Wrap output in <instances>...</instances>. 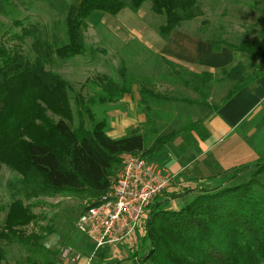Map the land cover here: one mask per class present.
Listing matches in <instances>:
<instances>
[{"label": "trees", "instance_id": "trees-1", "mask_svg": "<svg viewBox=\"0 0 264 264\" xmlns=\"http://www.w3.org/2000/svg\"><path fill=\"white\" fill-rule=\"evenodd\" d=\"M146 2L165 17L160 28L163 37L203 13L201 0H78L67 12L66 41L58 35L48 39L45 28L35 25L23 28L33 40V56L0 42V162L16 174L8 183L13 202L0 227V264H9L5 243L31 248L35 243L31 240L38 239L25 231L37 221L27 202L81 195L93 198L92 203L117 176L121 155L134 153L153 160L179 138L174 131L148 147L140 132L110 136L107 122L98 120L92 108L132 95L135 84L126 74L121 81L108 80L103 92L82 102L69 81L48 69L56 59L67 63L87 53L85 27L92 15H117L128 7L139 11ZM12 5V0H0V16L10 14ZM2 29L0 23V33ZM223 44L241 56L235 67L223 73L225 81L235 82L226 97L229 101L261 78L264 40ZM257 61L263 66L252 74L249 66L255 67ZM212 76L203 75L197 85L202 104L209 108H213L207 95ZM234 169L215 179L213 187L187 189L183 195H191L189 200L183 197L185 202L176 208L171 200L157 198L148 213V252L134 264H264V159ZM30 264H59V259L31 258Z\"/></svg>", "mask_w": 264, "mask_h": 264}, {"label": "rangeland", "instance_id": "rangeland-1", "mask_svg": "<svg viewBox=\"0 0 264 264\" xmlns=\"http://www.w3.org/2000/svg\"><path fill=\"white\" fill-rule=\"evenodd\" d=\"M77 1L12 0L10 14L0 16L3 28L0 42L33 56V40L24 35L23 28L35 25L45 28L48 39L53 40L58 35L66 41L67 12ZM201 6L203 13L200 17L185 23L183 30L179 29L169 37L160 34L165 17L153 11L151 2H146L139 11L128 7L117 15L96 13L90 17L85 27L87 53L67 63L56 59L48 67L71 83L75 97L82 102L103 92L102 85L108 80L121 81L124 74L133 79L135 88L132 95H127L117 103L98 104L92 111L96 113L98 120L107 122L110 136L119 138L134 131L140 132L145 135L148 147L158 137L177 131L179 138L168 144L152 160L177 173L179 171L174 186L162 196L171 200L172 208L185 202L183 197L187 196L186 199L189 200L191 195H183L187 189L199 191L204 186L213 187L215 179L235 171L225 170L220 164L212 162L211 158L214 157L211 153L204 158L198 148L197 134L202 133L200 137L211 138L212 142L219 143L215 152L224 155V164L239 162L235 159L237 154L254 157L248 153V148L245 149L232 140L235 134L229 138H224L218 132L206 135L209 120L205 118L219 113V107L226 102V97L235 84L225 81L227 77L223 73L241 60V56L236 54L234 61L221 63L223 68L219 66L220 61L215 60L220 57L213 60L208 55L228 48L223 42L235 46L244 40H264V0H201ZM178 41L184 42L194 52H183L184 45ZM200 42L204 43L201 48L198 46ZM262 66L257 61L255 67L249 66L250 73L258 71ZM209 71L216 75L213 80L215 82L209 85L212 94H207L213 108L202 105L203 97L197 88L202 75L209 74ZM143 89L149 90L152 95L149 92L144 94ZM260 146L256 150L263 153L264 143ZM251 160L257 162L256 159ZM15 176L14 172L0 162V227L13 202L8 183ZM242 177L245 181L249 178L245 175ZM92 199L81 195H59L27 202L37 216V221L30 223L25 231L27 235L37 234L38 239L31 240L35 242L30 244L31 248L18 242L5 243L8 263L30 264L31 258L60 259L67 248L91 255L95 244L78 230L77 222L85 211L86 203ZM146 225L144 222L135 246L127 249H121V246L120 251L117 248L109 249L106 256H98L94 264L96 260L98 264H134L140 261L150 246L144 236ZM45 242L50 245L49 248H45Z\"/></svg>", "mask_w": 264, "mask_h": 264}, {"label": "built area", "instance_id": "built-area-1", "mask_svg": "<svg viewBox=\"0 0 264 264\" xmlns=\"http://www.w3.org/2000/svg\"><path fill=\"white\" fill-rule=\"evenodd\" d=\"M177 175L140 155H121L120 170L108 190L98 200L86 203L77 222L78 230L95 244L94 252L88 255L67 248L59 264H94L103 250L135 246L150 206L174 186Z\"/></svg>", "mask_w": 264, "mask_h": 264}, {"label": "crops", "instance_id": "crops-1", "mask_svg": "<svg viewBox=\"0 0 264 264\" xmlns=\"http://www.w3.org/2000/svg\"><path fill=\"white\" fill-rule=\"evenodd\" d=\"M183 28L184 26L181 29L183 30ZM177 31L179 30H176V32ZM205 42L208 43V41H205ZM178 43L179 44L181 43L184 45L183 52L187 54H191L190 52H194L192 49L186 47L184 42L178 41ZM198 46H200L201 48L204 46V43L200 42ZM196 47L197 45L195 44V50H197ZM228 48L226 49L224 48L221 50L219 49L217 52H212V54L208 56H211L213 60L215 57H220V58L215 59L218 62L220 61L219 66L224 61H229V60L234 61L236 53L232 49L230 48L228 49ZM206 51L208 50L206 49ZM209 51H210V47H209ZM221 66H223L224 68L223 64ZM204 72L208 73L207 71H204ZM261 72L263 73L261 78L254 80L251 86L244 88L236 96H234L231 100L223 103L221 107H219V109L221 108L219 110V113L218 112H216L215 114L213 113L212 115H210V117L207 116L205 118L206 120L207 119L209 120V122L206 125V127L208 128L206 135H212L213 133L216 134L218 132L220 135H223L224 138H227V137L229 138L235 134V137H233L232 140H234L235 143H238V144L240 143L245 149L248 148V153L253 154L254 157H250V155L249 156L247 155L246 157H250V158L248 160H244L246 158L244 157L245 154L243 153L237 154L235 159L239 160V162L224 164L223 163L224 155H222V153L219 154L215 152V150L218 148L219 143L212 142L211 138L210 140L209 138L201 139L198 137V135L196 136V138L199 140L198 148L199 150H201V153H202L201 155H204L203 157L206 158L207 154L211 153V155L214 157L213 159L210 157L212 162L214 163L216 162L217 165L220 164L221 166L225 168V170L229 171L231 169H234V167L236 166L238 167V165L242 166L248 163H254L252 162L251 159H256V161L260 159H264V152L262 153L256 150L257 148L261 147L260 145L264 143V69L261 70ZM254 73L255 71L252 72V74ZM209 74H212L213 75L212 77L216 78L215 77L216 75L214 74L213 71H209ZM213 82L215 81L212 80L211 84H213ZM210 91L212 90H209V93L211 95L212 93ZM209 99H210L209 103L212 105L211 98ZM192 100L196 101L199 99H192ZM204 106L208 107L207 105H204ZM257 113L259 114L256 116ZM220 131H223V133H220ZM238 132H241L242 134L241 133L238 134ZM234 157L235 156L233 155V158ZM207 171L210 173L212 172L210 170H207ZM178 174H179V171H178ZM106 252L107 251H104V254L102 253L100 255L101 258H104L106 256L107 254ZM86 253H83V254H86ZM95 264H98L97 260Z\"/></svg>", "mask_w": 264, "mask_h": 264}, {"label": "clouds", "instance_id": "clouds-1", "mask_svg": "<svg viewBox=\"0 0 264 264\" xmlns=\"http://www.w3.org/2000/svg\"><path fill=\"white\" fill-rule=\"evenodd\" d=\"M59 239V237L57 236V240ZM45 248H49L50 247V245L47 243V242H45Z\"/></svg>", "mask_w": 264, "mask_h": 264}]
</instances>
